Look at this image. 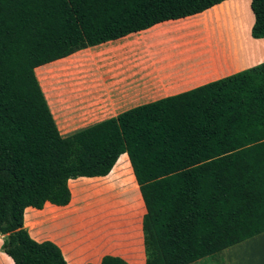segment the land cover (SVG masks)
I'll list each match as a JSON object with an SVG mask.
<instances>
[{
	"label": "trees",
	"instance_id": "obj_1",
	"mask_svg": "<svg viewBox=\"0 0 264 264\" xmlns=\"http://www.w3.org/2000/svg\"><path fill=\"white\" fill-rule=\"evenodd\" d=\"M223 0H0V249L13 264H68L22 226L68 203L69 178L126 152L146 212L144 264H188L264 232V61L59 136L34 67L199 13ZM264 37V0H250ZM99 264H127L105 255Z\"/></svg>",
	"mask_w": 264,
	"mask_h": 264
},
{
	"label": "crops",
	"instance_id": "obj_2",
	"mask_svg": "<svg viewBox=\"0 0 264 264\" xmlns=\"http://www.w3.org/2000/svg\"><path fill=\"white\" fill-rule=\"evenodd\" d=\"M249 4L223 0L34 67L59 136L263 62L264 37L250 35ZM66 185L65 205L23 209L30 238L54 243L68 264H99L105 255L144 264L146 209L126 152L105 175L69 178ZM220 252L222 260L212 264H264V232ZM0 264H13L1 249Z\"/></svg>",
	"mask_w": 264,
	"mask_h": 264
},
{
	"label": "rangeland",
	"instance_id": "obj_3",
	"mask_svg": "<svg viewBox=\"0 0 264 264\" xmlns=\"http://www.w3.org/2000/svg\"><path fill=\"white\" fill-rule=\"evenodd\" d=\"M215 260H222V252H218L215 255L206 256L200 259L201 264H212Z\"/></svg>",
	"mask_w": 264,
	"mask_h": 264
}]
</instances>
